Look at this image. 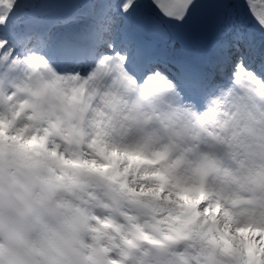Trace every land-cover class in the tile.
Listing matches in <instances>:
<instances>
[{
  "label": "snow or ice",
  "instance_id": "6c2138e0",
  "mask_svg": "<svg viewBox=\"0 0 264 264\" xmlns=\"http://www.w3.org/2000/svg\"><path fill=\"white\" fill-rule=\"evenodd\" d=\"M0 264H264V0H0Z\"/></svg>",
  "mask_w": 264,
  "mask_h": 264
},
{
  "label": "bare ground",
  "instance_id": "6f19581e",
  "mask_svg": "<svg viewBox=\"0 0 264 264\" xmlns=\"http://www.w3.org/2000/svg\"><path fill=\"white\" fill-rule=\"evenodd\" d=\"M195 49V47H193Z\"/></svg>",
  "mask_w": 264,
  "mask_h": 264
}]
</instances>
